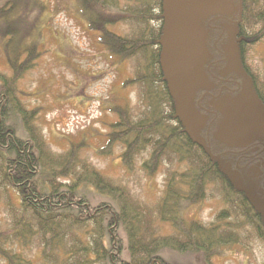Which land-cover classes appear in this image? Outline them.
<instances>
[{"label": "trees", "instance_id": "1", "mask_svg": "<svg viewBox=\"0 0 264 264\" xmlns=\"http://www.w3.org/2000/svg\"><path fill=\"white\" fill-rule=\"evenodd\" d=\"M125 1L81 0L88 26L101 32L108 54L134 65L122 84L135 87L139 99L135 111L128 105L109 109L115 121L102 149L118 144L127 171L146 156L142 170L150 179L166 168L162 196L153 206L133 199L81 156L87 148L82 142L67 140L62 151L51 150L32 123L37 110L25 107L17 87L40 54L36 45H25L15 4L0 0V40L10 73L0 70V205L11 223L0 231L1 264H173L165 251L212 264L242 242L246 227L264 241L252 208L226 181L224 169L198 148L178 145L184 138L174 127L173 96L153 48L162 42L164 0ZM246 2L244 18L264 25V0ZM116 24L132 34L106 28ZM213 188L223 205L215 220L188 219L187 210L204 203ZM165 227L170 233L163 234Z\"/></svg>", "mask_w": 264, "mask_h": 264}, {"label": "rangeland", "instance_id": "2", "mask_svg": "<svg viewBox=\"0 0 264 264\" xmlns=\"http://www.w3.org/2000/svg\"><path fill=\"white\" fill-rule=\"evenodd\" d=\"M11 1L17 9L20 31L26 37L25 45H36V53L40 54L33 68L17 84L25 107L37 110L38 117L32 123L41 129L55 152L62 151L67 140L84 143L87 148L81 156L87 162L125 188L133 199L153 206L162 196L166 168L150 179L142 170L146 156L138 158L127 171L118 158L122 152L118 144L102 149L110 133L108 126L115 121L109 109L115 105H128L130 111L139 108L136 88L122 84L130 77L134 65L118 62L108 54L100 40L101 32L92 31L88 26L81 0ZM119 3L126 6L125 0ZM173 9L171 1L164 0L167 16L175 14ZM125 24L106 28L120 36L131 35V28ZM0 70L10 75L1 40ZM170 169L173 171L176 167ZM207 195L204 203L187 210L188 219L205 224L215 220L218 211L223 209L221 198L214 188ZM8 224H11L8 215L0 205V231L8 228ZM164 230L163 234L170 233L166 227ZM240 236L242 242L227 247L224 256L214 259L212 264H264V241L248 227ZM163 255L173 264H201L170 251Z\"/></svg>", "mask_w": 264, "mask_h": 264}, {"label": "flooded vegetation", "instance_id": "3", "mask_svg": "<svg viewBox=\"0 0 264 264\" xmlns=\"http://www.w3.org/2000/svg\"><path fill=\"white\" fill-rule=\"evenodd\" d=\"M170 1L175 14L164 13L160 19L163 43L171 18L195 22L200 34L191 54L177 44L154 45L173 96V124L184 138H178V145H185V151L198 148L222 167L226 181L247 201L257 228L264 231V25L244 18L246 0ZM165 57L178 61L175 71L165 69ZM236 115L250 127L228 135L239 138L231 140L238 147L230 148L221 133Z\"/></svg>", "mask_w": 264, "mask_h": 264}, {"label": "water", "instance_id": "4", "mask_svg": "<svg viewBox=\"0 0 264 264\" xmlns=\"http://www.w3.org/2000/svg\"><path fill=\"white\" fill-rule=\"evenodd\" d=\"M199 41H200L199 28L195 22L190 20L179 21L176 18H171L168 20L166 26V32L164 35V43L166 45L171 46L173 44H177L182 48L185 54H191L198 46ZM164 43L162 39L161 45H163ZM163 65L167 71L172 72L177 69L178 61L170 57H165L163 59ZM236 125L237 128H235ZM248 127H250L249 124L243 122L239 116L237 115L230 116L229 122L225 130H223V132L221 133V139L230 148L238 147V145L235 143L233 144L231 140H234L236 142L239 138L230 139L228 135L229 134L234 135L236 133H239L238 131L239 129L246 130ZM253 130L256 132L255 126ZM234 181H236L235 176H234ZM240 188L242 187L240 186Z\"/></svg>", "mask_w": 264, "mask_h": 264}]
</instances>
